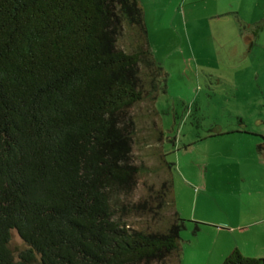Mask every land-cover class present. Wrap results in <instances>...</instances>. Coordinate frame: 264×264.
<instances>
[{"label":"trees","instance_id":"16d2710c","mask_svg":"<svg viewBox=\"0 0 264 264\" xmlns=\"http://www.w3.org/2000/svg\"><path fill=\"white\" fill-rule=\"evenodd\" d=\"M263 26L239 30L251 45ZM166 82L140 0H0V264H182L180 231L205 223L179 215L153 146ZM143 147L154 166L132 163Z\"/></svg>","mask_w":264,"mask_h":264},{"label":"rangeland","instance_id":"374dc122","mask_svg":"<svg viewBox=\"0 0 264 264\" xmlns=\"http://www.w3.org/2000/svg\"><path fill=\"white\" fill-rule=\"evenodd\" d=\"M263 12L252 20L264 18ZM227 21L207 22L192 47L180 23L177 42L157 49L167 82L166 92L154 101L155 124L150 125L161 136L153 146L171 163L177 209L235 222L264 216V149H257L264 138V26L250 45ZM147 107L143 102L133 110L145 113ZM150 150L135 148L132 163L154 166ZM140 192L137 186L135 198ZM185 232L180 231V239ZM10 245L15 250L25 247L16 231Z\"/></svg>","mask_w":264,"mask_h":264},{"label":"crops","instance_id":"0c3cea01","mask_svg":"<svg viewBox=\"0 0 264 264\" xmlns=\"http://www.w3.org/2000/svg\"><path fill=\"white\" fill-rule=\"evenodd\" d=\"M140 4L155 57L157 49L172 47L179 39L176 32L180 23L187 28V44L192 47L195 40H201L207 22L224 18L238 31L240 22L253 24L261 18L255 21L252 17L264 11V0H142ZM157 59L160 60L158 56ZM175 208L181 217L206 222L197 230L192 224H186L187 232L181 234L182 264H219L234 248L245 256L264 258V216L235 222L214 221L192 212L185 214L176 204Z\"/></svg>","mask_w":264,"mask_h":264}]
</instances>
